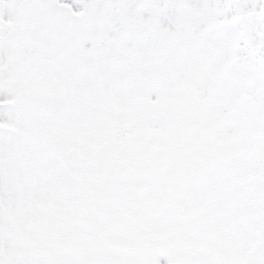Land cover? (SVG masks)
I'll list each match as a JSON object with an SVG mask.
<instances>
[{"label":"snow or ice","instance_id":"snow-or-ice-1","mask_svg":"<svg viewBox=\"0 0 264 264\" xmlns=\"http://www.w3.org/2000/svg\"><path fill=\"white\" fill-rule=\"evenodd\" d=\"M0 264H264V0H0Z\"/></svg>","mask_w":264,"mask_h":264}]
</instances>
